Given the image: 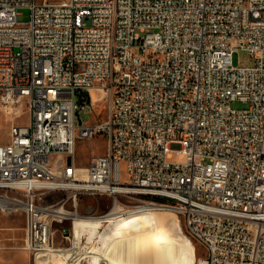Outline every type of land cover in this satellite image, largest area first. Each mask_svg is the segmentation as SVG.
Returning <instances> with one entry per match:
<instances>
[{
  "label": "built area",
  "instance_id": "built-area-1",
  "mask_svg": "<svg viewBox=\"0 0 264 264\" xmlns=\"http://www.w3.org/2000/svg\"><path fill=\"white\" fill-rule=\"evenodd\" d=\"M32 2L0 0V101L28 114L0 144V212L23 213L22 249L42 255L79 196H107L175 213L197 264H264V0ZM102 99L105 119L79 116ZM100 134L106 152L78 167L77 140ZM51 192L68 195L37 203Z\"/></svg>",
  "mask_w": 264,
  "mask_h": 264
},
{
  "label": "bare ground",
  "instance_id": "bare-ground-1",
  "mask_svg": "<svg viewBox=\"0 0 264 264\" xmlns=\"http://www.w3.org/2000/svg\"><path fill=\"white\" fill-rule=\"evenodd\" d=\"M40 3L44 0L32 2V12H40ZM81 90L82 83L73 85V92ZM59 108H66V101H59ZM71 234L72 247L49 248L40 255L46 257L44 264H80L82 256L89 264H196L197 260L196 248L183 234L179 217L152 206L122 213L117 203L104 215L78 214ZM84 236L94 245L83 246ZM40 256L35 264H42Z\"/></svg>",
  "mask_w": 264,
  "mask_h": 264
},
{
  "label": "rangeland",
  "instance_id": "rangeland-1",
  "mask_svg": "<svg viewBox=\"0 0 264 264\" xmlns=\"http://www.w3.org/2000/svg\"><path fill=\"white\" fill-rule=\"evenodd\" d=\"M17 19L19 22H26L29 19V9L20 8L17 11ZM232 62L234 66H250L253 61L244 51L235 52L232 56ZM95 100V99H94ZM244 105L235 102L232 104L233 108H242ZM107 114V107L105 105L104 100L99 101L95 108V114L91 117L88 116V111L85 110L79 114L82 119H89L91 123H96L97 121L105 119ZM28 121L27 114V103L20 102L13 105H3L0 101V144H5L9 140L10 136V128L12 125H25ZM107 150V140L106 138L100 134L95 136L93 139H84L77 140L76 142V164L78 167L84 168L88 163L92 154H104ZM83 170V169H81ZM121 172V180L124 182L126 179L127 171L124 164L120 168ZM68 194L66 192H51L46 194L45 196L39 197L37 200L38 204H50L56 203L63 198H66ZM120 201L123 199L120 198ZM67 210L73 209V204L71 201H68L65 207ZM112 208V200L107 196H79L77 203V213L82 216L89 215H104L108 213ZM163 213H170L167 210H158ZM138 215H144L142 213ZM121 221V220H120ZM120 221H117L113 224L115 228ZM119 222V223H118ZM180 228L185 235V228L183 225V221L179 218ZM72 221L67 220L63 222V224L56 225L55 232V248H71L73 242V236H70L68 239L63 238V230L67 231L72 228ZM14 232L7 246L5 247L2 242H0V252H6L13 261H17L22 263L23 259L20 256L22 252L26 253L25 264H35V258H33L28 252L22 249L23 241L25 238L24 232V215L21 211L12 213V214H3L0 212V234L7 232ZM101 231L103 228L100 229ZM82 245L91 246L94 245V241H88L84 236L82 239ZM196 248V264L198 258L202 255V248L199 244L193 242ZM44 264L46 260L45 256H40L39 258ZM61 263V262H60ZM59 263V264H60ZM0 264L2 261L0 259ZM49 264H52L49 262ZM80 264H89L87 258L80 259Z\"/></svg>",
  "mask_w": 264,
  "mask_h": 264
},
{
  "label": "crops",
  "instance_id": "crops-1",
  "mask_svg": "<svg viewBox=\"0 0 264 264\" xmlns=\"http://www.w3.org/2000/svg\"><path fill=\"white\" fill-rule=\"evenodd\" d=\"M12 235H14V232H10L9 230H7V232L5 233L0 234V242H2L3 245L6 247V244H8ZM20 256L23 259L22 263L13 261L12 258H10L8 254H6V252H0V259L2 261V264H25V259L27 256L26 253L22 252Z\"/></svg>",
  "mask_w": 264,
  "mask_h": 264
},
{
  "label": "water",
  "instance_id": "water-1",
  "mask_svg": "<svg viewBox=\"0 0 264 264\" xmlns=\"http://www.w3.org/2000/svg\"><path fill=\"white\" fill-rule=\"evenodd\" d=\"M66 232H68V231H66Z\"/></svg>",
  "mask_w": 264,
  "mask_h": 264
}]
</instances>
